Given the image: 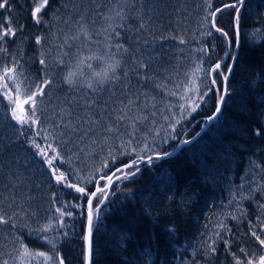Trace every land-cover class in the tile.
Returning <instances> with one entry per match:
<instances>
[{
    "label": "trees",
    "instance_id": "obj_1",
    "mask_svg": "<svg viewBox=\"0 0 264 264\" xmlns=\"http://www.w3.org/2000/svg\"><path fill=\"white\" fill-rule=\"evenodd\" d=\"M234 2L211 0L213 8H223L224 4ZM10 3L11 10L0 9V23L7 28L10 17L12 26L19 28L23 25V31L17 32L16 37L6 38L5 47L10 55L0 53V66L9 64L11 56L20 61L24 75L33 83H38L46 73L52 77L53 83L45 89L46 98L38 115L43 125L42 134H49V139L55 137L54 146L59 147L67 161L63 164L55 162L60 170L69 173L70 179L73 175L86 177L107 163L103 173H97L98 180L100 175H111L135 159V153L122 154L121 140L127 139L124 135L119 138L105 136L96 127L94 132L83 138L81 133L73 134L68 130H64L61 136L62 130L53 127L58 123L54 109L58 105L64 106L65 99L72 93L63 82V67L57 68L51 57L47 69L39 64L41 52L49 51L50 44L46 41L42 48L36 44L35 37L51 40V32L58 28L67 30L62 20H56L57 16L68 15L61 7L64 0H50V7L41 13L44 21L41 24L35 23L30 15L32 0H10ZM149 7L152 8V25L144 34L145 38L181 35L187 41L180 44L178 40L168 39L162 42L163 49L159 42L154 43L153 54L161 55L150 69L156 77L155 82L170 76L168 87L173 90L174 85L186 79L184 73L192 67L194 59H202L203 67L209 68L224 58V52L228 50L225 38L214 29L211 36L201 35L210 27L203 19L207 13L205 0H149ZM88 9L89 0H78V12ZM94 13L95 9H92L89 14ZM233 14V10L225 9L216 16L218 25L229 31L230 36L233 35ZM241 14V46L229 79L230 95L226 96L221 114L200 136L177 153L161 159L153 158L151 163L145 161L127 170L122 168L128 173L135 171V167L140 169L128 179L116 180L114 177L109 198L102 206L94 231L93 264H235L232 253L244 259L241 248L246 249L249 256L264 254V248L251 235L255 230L264 239V230L260 227L264 221V209L260 207L264 205V191L252 193L253 185L248 183L251 178L250 161L264 162V103H261L264 99V82H261L264 77V0H245ZM129 24L135 29L134 20ZM256 29L261 31L255 32ZM252 41L258 46H252ZM201 45L208 47L209 55L194 51ZM235 51L236 48L232 54ZM52 56H55L54 51ZM225 63L230 64L231 61L226 60ZM93 65L99 70L96 62ZM131 83L135 87L137 80L133 78ZM208 86L211 87L210 83ZM143 90L156 97V108L149 107L144 113L149 119L137 125L133 140L132 147H138L144 157L168 152L197 133L215 111L219 96L214 88L202 100L189 92L187 95L193 96L199 107L188 115L189 105L181 115L179 95H167L155 88L151 81ZM204 91L206 88L202 86L201 93ZM110 96L109 110L118 107L120 99H125L120 86L106 85L98 94L101 106ZM7 109V100L0 96V203L12 212L8 205L14 195L16 204L29 215L19 222L16 229L0 225V252L4 253L0 258L4 259L9 258L10 241L17 235L23 237L33 250L48 251L49 245L38 239L34 232L32 235L29 232L51 217L55 206H62L65 202H84L74 190L55 183L46 164L30 146L37 129H20L11 120ZM75 110L80 111L78 106ZM254 129H261L262 136H256ZM21 131L23 135L19 134ZM126 131L124 127L120 128L121 134ZM144 143H148L152 151L143 149ZM110 152L115 154L114 161ZM123 175V172H117V176ZM16 176L20 182H16ZM256 179L264 180V174H259ZM96 182L93 180L87 184L89 191L94 190ZM13 183H16L15 188ZM105 183L104 180L99 181L102 187ZM242 195L251 198L240 199ZM71 210L74 216L65 217L66 228L60 230L67 231L68 235L58 242V250L66 264H85V217L80 215L82 209ZM233 216L237 218L233 219ZM220 222L230 231L217 229ZM25 223L27 228L23 226ZM216 231H220L223 239H216L214 254L205 255L201 245L205 244L207 237L215 238Z\"/></svg>",
    "mask_w": 264,
    "mask_h": 264
},
{
    "label": "snow or ice",
    "instance_id": "obj_2",
    "mask_svg": "<svg viewBox=\"0 0 264 264\" xmlns=\"http://www.w3.org/2000/svg\"><path fill=\"white\" fill-rule=\"evenodd\" d=\"M32 3L33 9L30 15L35 23L41 24L44 22L41 13L50 7V0H32ZM205 4L207 13L203 19L210 27L201 35L211 36L214 29L216 33L225 38L228 50L224 52V58L214 62L209 68L203 67L202 59H194L192 67L184 73L186 79L174 85L173 90H170L168 87L170 76L155 82L156 77L150 72L153 63L161 58V55L153 54L155 52L153 45L159 42V47L163 49L162 42L165 40H178L180 44H186L187 41L181 35L144 37L152 25V8L149 7V0H89V9L85 12L77 11L78 0H64L61 7L68 15L57 16L56 20L58 22L62 20L67 30L58 28L55 32H51V40L43 36L35 37L36 44L42 48L46 41L50 44L49 51L41 52L39 64L47 69L49 57H51L52 63L57 68L63 67L65 69L63 82L72 93L65 99L64 106L58 105L54 109L55 119L58 123L53 127L62 130L61 136L64 135V130H68L73 134L81 133V138H83V136L94 132L96 127H99L105 136L115 135L117 138L121 135L126 136L127 139L121 140L122 154L135 153L136 158L130 164L124 165V168H133L138 162L144 160L142 151L138 147H132L135 134L138 131L137 125L149 119V116L144 114L148 112L149 107L156 108V97L149 96V93L143 90L150 81L154 82L155 88L165 91L167 95L180 96L182 102L178 107L181 115L185 114L189 105L191 108L190 111H187L188 115L199 107V103L187 93L191 92L202 100L214 88L219 93L215 108L216 115L209 119H217L226 104V96L230 95L229 77L238 60V57L232 54V50L241 46L242 14L240 9L244 7L245 0H235L234 3L224 4L223 8H213L211 0H205ZM0 9L11 10L10 0H0ZM92 9H95L94 15L89 14ZM225 9H231L234 12L232 36L229 35V31L217 23V14L222 13ZM73 14L76 15L75 19H73ZM130 20L136 22L135 29L129 24ZM7 22L9 25L7 28L3 23H0V53L10 55L8 48L5 47L6 38L16 37L17 32L23 31V25H20L19 28L12 26L10 17ZM260 31L261 29L255 30V32ZM252 46L258 45L252 41ZM214 47L215 45H213ZM53 51L55 52L54 57L52 56ZM194 51L204 56L210 54V50L205 45H201ZM226 60L232 61L233 64L225 63ZM93 62L97 63L99 70L94 67ZM133 78L137 80L135 87L131 83ZM261 82H264V77L261 78ZM52 83L53 79L47 73L38 83L30 81L24 75L20 61L15 57L10 56V63L0 66V96L7 100V111L11 120L20 129L25 127L37 129L31 139L30 146L35 149L36 155L46 164L55 183L74 190L80 194V199L84 202L76 204L65 202L62 206H55L54 214L29 232V235L34 232L38 239L45 241L49 245L48 251H35L24 242L23 237L13 236L10 241L12 249L7 253L9 258H0V264H66L64 256L58 250V242L68 235L67 231L61 232L60 230L66 228L65 217L74 216V212L71 210L74 208L82 209L80 215L84 216L86 221V234L83 236L86 243L85 264H93L95 256L94 231L97 229L102 206L109 198L114 177L116 180L128 179L130 176H135L140 170L135 167V171L128 173L124 172L122 168H117L111 175H100L98 180L97 173H103L104 169L108 167L107 163L102 164L99 169L86 177L73 175V178L70 179L69 173L61 171L60 166L55 162L59 161L60 164H63L67 161L61 155L59 147L54 146L55 137L49 139V134H42L43 125L38 115L40 106L43 105L44 98H46L45 89ZM209 83L211 87L208 86ZM106 85L120 86L125 97L118 101V107H112L111 110H109L111 96L109 100L103 102V106L98 102V94L104 91ZM202 86L206 88L203 93H201ZM174 89H182V91L178 92ZM81 90H83V94H81ZM261 103H264V99L261 100ZM76 106L80 111L75 110ZM154 114L153 112L152 115ZM121 127L127 130L123 134L120 132ZM253 131L256 136H262L261 129ZM19 134L23 135L24 133L21 131ZM36 137H40V139L37 140ZM45 141L47 142L45 143ZM189 142L188 140L183 141V143ZM143 149L152 151L148 143L143 144ZM109 155L114 161L115 154L110 152ZM171 155V152L156 153L155 158L161 159L163 156ZM147 161L151 163L153 156L148 155ZM117 172H123L124 175L117 176ZM259 174H264V162L254 159L250 161L251 178L248 180V183L253 185L252 193L264 191V180L256 179ZM10 179L12 178L10 177ZM15 180L20 182L19 176H16ZM93 180L97 182L94 190L89 191L87 184ZM100 180L106 181L103 187L99 184ZM82 184L84 186H81ZM12 187L15 188L16 183H13ZM250 198L251 196L248 195L240 197V199ZM28 199L31 197L29 196ZM233 199H236L235 195H233ZM8 206L13 209L12 212H9L0 203V225H9L12 229H16L19 222L29 214L21 205L16 204L14 195L10 198ZM260 207L264 209V205H260ZM236 218L233 216V219ZM23 226L28 227L27 223ZM216 227L230 231L223 222H220ZM260 227L264 230V221H261ZM170 232H174V229H170ZM251 235L264 248V239L257 231L253 230ZM214 237H207L205 244L201 245L205 255L214 254L216 239H223L220 236V231H216ZM225 243L229 242L225 241ZM5 246L7 245L5 244ZM240 253L244 259L238 257L236 253H232L235 264H264V254L257 256L253 253L249 256L244 248L240 249ZM3 255L4 253L0 252V257Z\"/></svg>",
    "mask_w": 264,
    "mask_h": 264
},
{
    "label": "water",
    "instance_id": "obj_3",
    "mask_svg": "<svg viewBox=\"0 0 264 264\" xmlns=\"http://www.w3.org/2000/svg\"><path fill=\"white\" fill-rule=\"evenodd\" d=\"M237 54H238V49H237V51L235 52V54L234 55H236L237 56ZM230 64H233V62L231 61V63ZM231 76V75H230ZM229 79H230V77H229ZM226 99V98H225ZM214 115H216V113H215V111L209 116V117H211V116H214ZM209 117H208V119L206 120V122L204 123V125L200 128V130L197 132V133H195L193 136H191L190 138H188V139H186V140H188V141H190L189 143H191L192 141H194L198 136H200L202 133H203V131L215 120H210L209 119ZM185 141V140H184ZM189 143H183V142H181L177 147H175L174 149H172V150H170V151H168V152H171L172 153V155L173 154H175V153H177L183 146H185V145H187V144H189ZM160 154H163V153H160ZM152 156H153V158H155V156H156V154H152ZM165 157H168V156H163V158H165ZM144 161H147V157H144V160L143 161H141V162H138V164H140V163H142V162H144ZM131 162H129V163H127V164H130ZM137 164V165H138ZM126 165V164H125ZM123 168H124V166H123Z\"/></svg>",
    "mask_w": 264,
    "mask_h": 264
},
{
    "label": "rangeland",
    "instance_id": "obj_4",
    "mask_svg": "<svg viewBox=\"0 0 264 264\" xmlns=\"http://www.w3.org/2000/svg\"><path fill=\"white\" fill-rule=\"evenodd\" d=\"M240 11H241V9H240ZM236 51H237V49H236ZM236 51H235V52H236ZM238 51H239V48H238ZM140 164H141V163H140ZM140 164H138V165H140ZM138 165H136V166H138ZM127 169H128V168H126V170H127ZM109 192H110V191H109Z\"/></svg>",
    "mask_w": 264,
    "mask_h": 264
}]
</instances>
